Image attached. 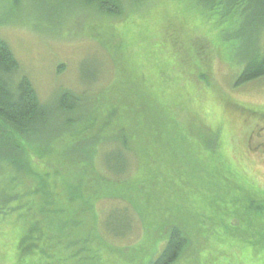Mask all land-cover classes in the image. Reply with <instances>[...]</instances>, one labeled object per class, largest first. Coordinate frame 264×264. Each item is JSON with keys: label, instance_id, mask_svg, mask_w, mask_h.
Returning <instances> with one entry per match:
<instances>
[{"label": "rangeland", "instance_id": "374dc122", "mask_svg": "<svg viewBox=\"0 0 264 264\" xmlns=\"http://www.w3.org/2000/svg\"><path fill=\"white\" fill-rule=\"evenodd\" d=\"M42 8L44 16L37 18ZM198 8L189 0H162L147 7L136 5L125 12V19L124 15L115 20L97 17L94 10L84 12L88 9L81 0H0V39L19 64L16 79L28 78L40 103L52 106L69 91L81 105L69 113L71 119L87 123L92 116L105 122L108 131L102 141L96 139L100 126L96 121L88 143H72L63 158L64 170L74 165L68 162L70 155L79 157L101 143L92 175L119 180L133 158L122 154L126 145L121 144L119 131L123 129L128 138L135 132L132 149L146 165L147 159L156 163L152 194L158 198V213L180 215L192 236L205 234L204 244L188 264H264L263 246L258 244L257 250L250 245L259 242L257 237L238 235L249 215L238 216L232 205L238 204L236 196L243 199L245 194L234 187L253 184L264 192V77L238 82L248 59L264 53V8L257 10L250 3L233 26L224 23L223 16L209 20ZM115 106L117 115L109 118ZM166 120L177 127L169 131ZM50 122L57 123L54 118ZM172 136H182L183 143L168 145ZM116 153L123 159L120 170L109 163V156ZM212 168L223 177H215L217 192L205 174L200 175ZM187 176L195 177L189 188ZM146 178L143 169L129 183ZM85 186L96 191L90 180ZM144 198L134 196L129 209L118 202L94 207L90 230L111 246L136 250L145 243L138 216ZM243 209L252 214L250 208ZM202 220L204 224L197 223ZM18 238L11 232L0 235V264L16 263ZM140 257L145 260L139 264L151 260L144 251ZM110 263L122 262L111 257Z\"/></svg>", "mask_w": 264, "mask_h": 264}, {"label": "trees", "instance_id": "16d2710c", "mask_svg": "<svg viewBox=\"0 0 264 264\" xmlns=\"http://www.w3.org/2000/svg\"><path fill=\"white\" fill-rule=\"evenodd\" d=\"M81 1L86 2L88 9H82L84 12L94 10L97 17L117 20L124 15L125 19V12H132L136 5L147 7L162 0ZM189 1L194 2L199 11H205L204 15L209 20L217 15L223 16L226 21L223 22L229 26H233L236 23L235 18H240V15L247 11L250 3L253 2L257 10L264 8V0ZM43 12L42 8V15L37 18L44 16ZM174 44H177L176 41ZM186 51L188 48L184 52ZM18 70L16 58L0 39V235L11 232L16 237L18 234L15 264H88L89 261L92 264H111V257L122 262L120 264H139L145 260L140 257L142 251L147 253L146 258L151 259L148 264H188L197 256L199 244L205 242V234L197 233L192 236L190 228L186 226L187 221H181L180 215L172 218L158 213V198L155 193L152 194L155 186L152 179L155 173L153 168L156 163L147 159L146 165L140 160L141 156L132 149L136 142V133L133 132L128 138L123 129L119 131L121 144L126 145L122 154L127 153L129 157H133L130 158L131 163L128 162V173L119 180L105 177L98 179L92 175L94 162L100 157L97 145L101 143L79 157L70 155L68 162L74 165H71L68 171L64 170L63 166L67 162L63 161V158L69 153L68 148H72V143L76 140L81 146L88 143L87 136L93 126L91 124L96 121L100 125L96 139L102 141L103 134L108 131L105 122L92 116L88 117L87 123H76L71 119L69 113H73L74 107L81 105L79 97L69 91L62 92L52 106L47 107L40 103L29 79H16ZM260 77H264V53L248 59L238 82L244 84ZM116 107L118 106L109 111V118L117 115ZM52 118L57 123L50 122ZM165 123L169 131L177 127L173 120H166ZM148 129V125H145L144 130ZM152 130H155L154 127ZM182 138L172 136L168 145H175L176 141L183 143L180 140ZM154 143L156 145L155 140ZM144 145L147 147L148 143ZM109 157L110 164L114 163L112 165L116 169H122L121 153ZM143 169L147 178L135 184V180L129 183L130 178ZM201 174H205L213 191L220 190L217 189L219 186L213 183L216 181L215 177L223 180L218 168H212L206 173L200 172ZM187 179L185 185L189 188L195 177L187 176ZM87 180L96 185V191L85 186ZM233 189L241 194L245 192L243 199L236 196L235 203L238 204H232L237 208V215L242 213L241 216L250 217L245 220V230L238 232V235H246V238L256 236L259 242L250 245L257 250L263 246L264 250V192L253 184L247 188L239 186ZM134 196L145 197L139 204L138 216L144 230L143 242H151L149 246L142 242L136 250L131 247L123 249L111 246L107 240L101 236L99 238L96 232L90 230L89 227H94L89 222L94 207L98 208L105 202H118L123 209L125 206L129 209V202L133 201ZM165 204L166 207L169 206L167 201ZM243 208H250L252 214L244 212ZM197 223L205 222L202 220ZM106 236L110 237L107 234ZM120 237L115 236L114 239ZM245 237L242 239L247 241ZM258 244L261 247H258ZM260 258L261 261L264 260V256Z\"/></svg>", "mask_w": 264, "mask_h": 264}]
</instances>
